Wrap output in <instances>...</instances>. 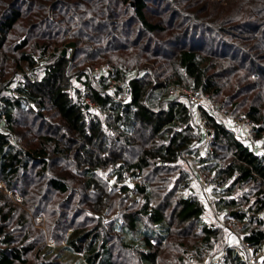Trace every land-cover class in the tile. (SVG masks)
<instances>
[{"label": "trees", "instance_id": "16d2710c", "mask_svg": "<svg viewBox=\"0 0 264 264\" xmlns=\"http://www.w3.org/2000/svg\"><path fill=\"white\" fill-rule=\"evenodd\" d=\"M103 64L113 73L95 76ZM176 86L263 140L264 0H0V264H73L49 239L84 264H202L226 248L191 191L196 164L216 214L264 248V156L206 104L214 139L200 156Z\"/></svg>", "mask_w": 264, "mask_h": 264}, {"label": "built area", "instance_id": "2783aa9c", "mask_svg": "<svg viewBox=\"0 0 264 264\" xmlns=\"http://www.w3.org/2000/svg\"><path fill=\"white\" fill-rule=\"evenodd\" d=\"M103 73L98 74L97 76L101 75H110L113 73V69L111 67H103L101 70ZM95 74V73H94ZM117 82L113 81L111 84L114 86ZM170 93L173 97H176L182 101L190 103L196 114V124L198 128L202 131L203 138L199 141V143L196 145V149H201L203 152L200 153L203 156L205 154L212 152L211 144L214 139V133L211 129L207 126L206 118L200 113V107L203 106V104L207 105L208 110L214 111L217 116L229 127V128H235L237 131L238 136H242L244 140H248L251 144V147L253 150L260 156H264V146H260L257 142L253 139L251 129L252 124L244 115H233L226 113L223 109L219 108L218 103L208 96L203 95L199 90L191 89V88H184L180 86L171 87ZM120 98L124 99L127 95L125 93H121ZM262 140V139H261ZM264 140V139H263ZM194 169V175L198 179L199 184L205 191H208L206 193L207 198V204L210 208H214V200L210 197V190L215 185V183L211 180L210 176H207L204 174L203 170L201 169V165H193ZM219 219V222L228 230H231L232 232H236V229L238 230V227L235 228V225L232 223H229V220L227 217L224 219L219 218V216H216ZM235 234V233H234ZM238 244L235 247H231L228 249H233L236 251L238 257L248 263V264H264L263 259H259L258 257L261 254V251H254L252 248L248 247V245L241 240V237L237 239ZM241 247L247 250V255L243 254L241 251ZM227 250V249H226ZM226 250L222 253H220L217 257L212 259V264H225V258H226Z\"/></svg>", "mask_w": 264, "mask_h": 264}, {"label": "rangeland", "instance_id": "374dc122", "mask_svg": "<svg viewBox=\"0 0 264 264\" xmlns=\"http://www.w3.org/2000/svg\"><path fill=\"white\" fill-rule=\"evenodd\" d=\"M70 43V42H69ZM68 44V43H67ZM65 48V46L64 47H62L61 48V50H60V55H61V52L63 51V49ZM70 53V51L69 50H67V52H66V54H69ZM110 67L111 65H109V64H103V65H101V66H99L98 68H96V70H95V76H97L98 74H100V73H103L101 70H102V68L103 67ZM21 77L20 76H18L17 77V82L19 81V79H20ZM88 101V100H87ZM4 129V123H2L1 121H0V131H2ZM235 131H237L235 128H233ZM237 133V132H236ZM238 135V134H237ZM240 139H243L242 138V136H238ZM255 141H257V142H259L258 144L260 145V146H264V140H261V139H257V140H255ZM200 151H201V153L203 152V150H201V149H199V153H200ZM104 176H107V173L105 172L104 174H103ZM110 179V178H109ZM111 182L113 181V179H111L110 180ZM191 191L194 193V195H196L198 198H199V200L204 204V206H205V213H204V217H203V219H204V221L206 222V223H208L209 225L210 224H214L216 227H218V228H220L221 229V237H220V240H219V242L215 245V247L214 248H216V250H220V249H223L224 247L226 248V249H228V248H231V247H236L237 246V244H238V238H239V234H241V227H242V224L241 223H239L238 221H236L235 219H233L232 217H229V218H227L228 220H229V223H232V224H234L235 225V228L236 227H238V230L236 229V232H232L231 230H228V229H226L222 224H221V222H219V219L216 217V216H219V218H222V219H224L225 217L224 216H226L225 215V213L224 212H222L221 214H216V212H215V208H210L209 207V205L207 204V198H206V193H208L209 192V190L208 191H205V189H203L202 187H201V185L199 184V181H198V179L194 176V179H193V181H192V183H191ZM12 193H10V195H11ZM15 199L17 200V201H21V197L19 196V195H15ZM231 215H233V213H231ZM42 218H43V214H41V215H38L37 217H36V219H35V222L36 223H41V224H43V222H41V221H43L42 220ZM235 233V234H234ZM48 245H49V248H51V254H57V255H60V257H61V259H63V260H65V261H67V262H71V263H73V264H84L83 263V261H82V259L80 258V256L78 255V254H75V253H73L72 251H70L68 248H66L63 244L62 245H59V246H57V245H55V243H53L50 239H49V241H48ZM225 249V250H226ZM224 250V251H225ZM224 251H221V252H218V253H216L214 256H212L211 255V253L209 252V250H206V252H205V255H204V257H203V263L202 264H212L211 263V261H212V259H214L215 257H217L220 253H222V252H224ZM259 259H263L264 258V248L261 250V254H260V256L258 257ZM191 264H197V263H191ZM199 264H201V263H199Z\"/></svg>", "mask_w": 264, "mask_h": 264}, {"label": "water", "instance_id": "95a60500", "mask_svg": "<svg viewBox=\"0 0 264 264\" xmlns=\"http://www.w3.org/2000/svg\"><path fill=\"white\" fill-rule=\"evenodd\" d=\"M67 50L70 51V55L72 57L74 55V53H75V43L70 42V43L66 44L65 48L61 52V56H64L66 54Z\"/></svg>", "mask_w": 264, "mask_h": 264}]
</instances>
